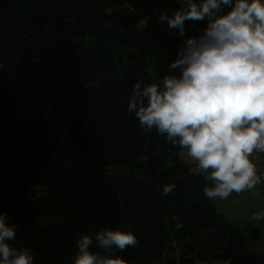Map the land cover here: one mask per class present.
I'll list each match as a JSON object with an SVG mask.
<instances>
[{"label": "trees", "instance_id": "1", "mask_svg": "<svg viewBox=\"0 0 264 264\" xmlns=\"http://www.w3.org/2000/svg\"><path fill=\"white\" fill-rule=\"evenodd\" d=\"M202 1L0 0V264H257L177 157L213 149L218 86L238 79ZM212 1L264 70V14Z\"/></svg>", "mask_w": 264, "mask_h": 264}, {"label": "crops", "instance_id": "2", "mask_svg": "<svg viewBox=\"0 0 264 264\" xmlns=\"http://www.w3.org/2000/svg\"><path fill=\"white\" fill-rule=\"evenodd\" d=\"M200 8L208 20L218 58L238 73V79L233 84L218 86L217 116L221 119L220 127H223L220 133L221 140H224V126L228 123L234 124L231 140L224 148L221 144L220 149L221 151L231 150L234 148L232 143H235L236 147L232 153L244 152L246 155L247 165L230 173V175L237 174L235 183L255 180L257 176H263L264 180V146L260 143L248 142L243 135L248 127L258 130L264 127L263 67L258 59L240 54L238 42L223 27L222 7L218 2L204 0ZM263 14L264 0H238V18L241 21L247 18L255 26H259ZM244 28V33L249 34V28L246 25ZM261 57L260 60H264V54ZM213 198L215 201V197ZM217 208L225 216L224 211Z\"/></svg>", "mask_w": 264, "mask_h": 264}, {"label": "rangeland", "instance_id": "3", "mask_svg": "<svg viewBox=\"0 0 264 264\" xmlns=\"http://www.w3.org/2000/svg\"><path fill=\"white\" fill-rule=\"evenodd\" d=\"M2 64L0 62V68ZM221 116V115H220ZM220 117L212 122L213 149L207 155L199 156L189 149L177 152V157L193 165L195 169L203 173L205 177L213 181L212 196L215 197L217 207L225 214L232 225L238 247V257L255 256L257 264H264V180L263 176H257L255 180L236 182L237 174L230 173L247 165L245 153H232L236 147L228 151H221ZM204 159V160H203ZM117 171L118 169H114ZM133 174L142 178L135 170L126 168L119 174ZM253 229H256V234Z\"/></svg>", "mask_w": 264, "mask_h": 264}, {"label": "built area", "instance_id": "4", "mask_svg": "<svg viewBox=\"0 0 264 264\" xmlns=\"http://www.w3.org/2000/svg\"><path fill=\"white\" fill-rule=\"evenodd\" d=\"M189 0H182V2H188ZM252 38V37H251ZM252 42L253 39H252ZM259 55H263L262 52L257 53ZM244 139L251 142V143H263L264 144V127L260 128L259 130L253 128V127H248L244 131Z\"/></svg>", "mask_w": 264, "mask_h": 264}, {"label": "clouds", "instance_id": "5", "mask_svg": "<svg viewBox=\"0 0 264 264\" xmlns=\"http://www.w3.org/2000/svg\"><path fill=\"white\" fill-rule=\"evenodd\" d=\"M249 142V141H248ZM255 144V143H254Z\"/></svg>", "mask_w": 264, "mask_h": 264}]
</instances>
